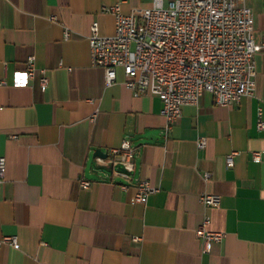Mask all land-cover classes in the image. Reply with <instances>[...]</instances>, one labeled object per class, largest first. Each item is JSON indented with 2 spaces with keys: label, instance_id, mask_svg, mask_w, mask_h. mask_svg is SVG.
<instances>
[{
  "label": "crops",
  "instance_id": "crops-1",
  "mask_svg": "<svg viewBox=\"0 0 264 264\" xmlns=\"http://www.w3.org/2000/svg\"><path fill=\"white\" fill-rule=\"evenodd\" d=\"M151 1L0 0V238L18 239L0 246V264H264V0H244L263 45L254 92L230 105L204 92L168 129L158 96L134 95L121 67L107 85L90 58L92 22L114 32L105 7L127 14ZM125 139L131 178L96 160ZM138 180L155 189L145 202L134 198ZM204 193L219 204L205 207ZM204 215L225 234L209 252L196 235Z\"/></svg>",
  "mask_w": 264,
  "mask_h": 264
},
{
  "label": "built area",
  "instance_id": "built-area-1",
  "mask_svg": "<svg viewBox=\"0 0 264 264\" xmlns=\"http://www.w3.org/2000/svg\"><path fill=\"white\" fill-rule=\"evenodd\" d=\"M115 18L114 32L99 33L98 23L90 25L89 48L92 64L100 66L104 81H115L116 68L121 67L125 84L134 95L150 92L161 99V112L166 129L180 115L184 104L197 103L204 92L220 105L233 104L255 89L254 55L262 48L252 33V12L244 0H152L150 6L124 14L119 5L104 8ZM65 36L68 31L65 30ZM26 75L36 73L34 56H28ZM40 87L47 85L43 69L39 70ZM257 129L264 130V119L258 117ZM200 148L205 138L199 137ZM232 152L225 157L227 166L233 165ZM134 147L128 139L119 147H111L105 158L97 156L98 163L117 165L125 177L131 178L134 168ZM254 161L261 153L253 151ZM5 176V158L0 155V182ZM90 180L80 179L83 187ZM135 201L145 202L155 189L147 180L135 183ZM123 189L127 184H121ZM200 200L205 207L218 205L220 196L204 193ZM210 216L204 215L196 229L203 250L209 252L212 244L224 239V232L208 228ZM8 243L18 246L16 235H4L0 246Z\"/></svg>",
  "mask_w": 264,
  "mask_h": 264
},
{
  "label": "water",
  "instance_id": "water-1",
  "mask_svg": "<svg viewBox=\"0 0 264 264\" xmlns=\"http://www.w3.org/2000/svg\"><path fill=\"white\" fill-rule=\"evenodd\" d=\"M148 137H149V138H152V137H153V135H149ZM97 152H99V153H100L101 151H100V150H98ZM106 154H107V153H106ZM106 154H105V155H106Z\"/></svg>",
  "mask_w": 264,
  "mask_h": 264
}]
</instances>
